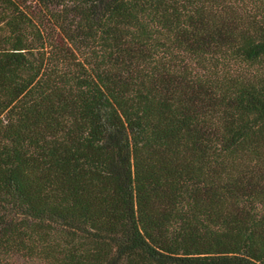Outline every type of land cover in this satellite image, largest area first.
I'll return each mask as SVG.
<instances>
[{
    "label": "trees",
    "instance_id": "obj_1",
    "mask_svg": "<svg viewBox=\"0 0 264 264\" xmlns=\"http://www.w3.org/2000/svg\"><path fill=\"white\" fill-rule=\"evenodd\" d=\"M0 264H264V0H0Z\"/></svg>",
    "mask_w": 264,
    "mask_h": 264
}]
</instances>
